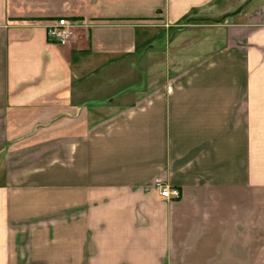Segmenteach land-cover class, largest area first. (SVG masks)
I'll return each instance as SVG.
<instances>
[{"label":"crops","instance_id":"0c3cea01","mask_svg":"<svg viewBox=\"0 0 264 264\" xmlns=\"http://www.w3.org/2000/svg\"><path fill=\"white\" fill-rule=\"evenodd\" d=\"M0 264H264V0H0Z\"/></svg>","mask_w":264,"mask_h":264},{"label":"built area","instance_id":"2783aa9c","mask_svg":"<svg viewBox=\"0 0 264 264\" xmlns=\"http://www.w3.org/2000/svg\"><path fill=\"white\" fill-rule=\"evenodd\" d=\"M75 23L66 18L51 19L45 23L47 38L51 41L64 45L74 36ZM153 187L159 195L166 200L178 199L181 192L177 187L155 181Z\"/></svg>","mask_w":264,"mask_h":264},{"label":"water","instance_id":"95a60500","mask_svg":"<svg viewBox=\"0 0 264 264\" xmlns=\"http://www.w3.org/2000/svg\"><path fill=\"white\" fill-rule=\"evenodd\" d=\"M109 100H111V99H109Z\"/></svg>","mask_w":264,"mask_h":264}]
</instances>
